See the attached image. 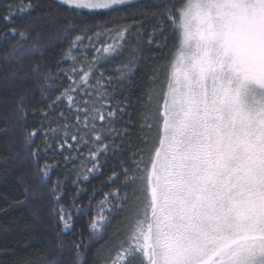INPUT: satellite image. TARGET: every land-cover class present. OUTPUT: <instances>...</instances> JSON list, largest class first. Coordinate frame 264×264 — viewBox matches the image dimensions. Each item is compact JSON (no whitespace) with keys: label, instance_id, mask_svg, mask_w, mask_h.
Instances as JSON below:
<instances>
[{"label":"snow or ice","instance_id":"1","mask_svg":"<svg viewBox=\"0 0 264 264\" xmlns=\"http://www.w3.org/2000/svg\"><path fill=\"white\" fill-rule=\"evenodd\" d=\"M56 2L74 15L124 14L136 6L134 0ZM153 3L159 11L154 8L152 16L166 20L167 29L158 23L146 42L168 48V58L159 91L151 87L160 83L158 70L148 77L151 86L143 90L138 124L123 121L127 104H111L116 87L133 78L136 61L116 67L115 78L101 70L102 61L123 54L129 38L137 43L132 52L141 51L142 24L134 20L104 34L95 32L97 40L107 35L110 41L99 47L92 37L75 36L64 53V59L73 61L66 74L69 85L49 105L54 110L55 104L66 102L74 124L61 112L64 123L49 125L45 135L59 138L60 150L87 147L86 160L92 164L84 169L88 174L99 170L100 157L109 152L128 157L118 159L107 177L120 187L105 194L100 211L89 221L92 235L101 236L102 227L111 223L105 211L121 216L118 235L123 238L107 256L97 254L101 264H264V0ZM38 7L32 0H18L7 6L3 18L11 22L16 12L30 13ZM50 19L51 13L30 17L23 29L13 27L4 34L3 39L10 33L18 37L3 53V59L15 65L5 78L6 89L40 73V64L26 67L25 61L43 54L45 41L38 25ZM61 31L67 32V27ZM166 31L172 36L171 46ZM85 39L96 55L89 59L84 52L77 60L72 53L83 52L78 46ZM16 107L24 111L23 98ZM117 122L122 127L117 128ZM135 127L138 133L131 131ZM154 128L155 143L150 136ZM35 135L33 130L26 140ZM133 135L143 148L128 139ZM50 167L40 170L43 178ZM54 199L59 203L61 196ZM57 215L63 231L70 230L71 215L63 207ZM82 246L74 244V258H57L50 264H88Z\"/></svg>","mask_w":264,"mask_h":264},{"label":"trees","instance_id":"2","mask_svg":"<svg viewBox=\"0 0 264 264\" xmlns=\"http://www.w3.org/2000/svg\"><path fill=\"white\" fill-rule=\"evenodd\" d=\"M32 2L40 7L30 13L16 12L12 21L8 22L3 18L7 14V6L18 3V0H0V264H50L57 258L72 259L75 256L74 244L83 245L80 251L88 264H101L97 254L107 256L114 251L117 240L123 238L122 234L118 235V229L123 227L119 223L121 216H110L105 211L104 214L109 216L111 223L102 227L101 236L92 235L89 221L100 211L99 205L105 194L120 187L119 183H109L107 177L112 174V168L117 166L118 159L127 160L128 157L119 154L113 156L109 152L100 157L98 171L86 173L84 169L92 167L86 160L87 147L81 145L78 151H69L67 148L60 150L57 144L62 141L45 135L49 125L55 128L64 123L59 119L61 112L69 123L74 124L73 112L68 110L66 102L55 104L54 110H50L49 105L69 85L66 74L73 66V61L64 59V53L72 46L75 36L92 37V44L99 47L110 41L107 35H101L97 40L95 32L104 34L108 28L131 24L135 20L142 24L139 31L144 34L140 37L141 51L135 54L132 52L137 43L129 38L124 45L123 54L110 62L102 61L101 70L105 75L115 78L116 67L127 63L129 59L136 61L133 78L116 87L111 104H127L123 121L138 124L142 112L143 90L151 86L148 77L154 69L158 70L160 83L151 87L159 91L163 87L168 58V48L157 47L156 43L149 46L146 41L148 34L157 28L158 23H163L167 29V21L152 16L154 8L159 11L153 0H135L136 6L129 8L124 14L81 15L70 13L57 4L56 0ZM45 13H51V19L41 20L38 25L45 41V47L41 50L43 54L34 55L25 61L26 67H30L32 63L40 64V73L22 84L17 83L13 88L6 89L5 78L15 65L14 62H6L3 53L16 43L18 37L10 33L7 39H3L4 34L9 33L13 27L23 29L30 17L35 19ZM100 24L105 27H97ZM65 27L67 32L61 31ZM166 35L169 36L168 45L171 46L172 36L167 31ZM153 39L158 43L162 42L158 37ZM78 48L83 52L74 50L72 53L77 60L84 52L89 59L96 55L87 39ZM46 76L49 77L47 81ZM111 91L109 89L110 94ZM20 98H23V112L16 107ZM116 127L120 128L122 124L117 122ZM33 130L36 135L30 141L26 140ZM131 131L138 133L139 128L135 127ZM156 135L154 128L150 134L153 143ZM128 139L133 145L144 147L136 135ZM69 143L75 148V142L69 140ZM116 143H121V140L117 138ZM34 151L37 153L35 157L32 155ZM45 165L51 166L46 179L40 171ZM85 175L88 176L87 179H84ZM120 190L122 193L126 191L123 188ZM58 194L61 196L59 203L54 199ZM59 207H63L71 215L72 227L68 231H63V225L58 219ZM59 241H63V244H59Z\"/></svg>","mask_w":264,"mask_h":264},{"label":"rangeland","instance_id":"3","mask_svg":"<svg viewBox=\"0 0 264 264\" xmlns=\"http://www.w3.org/2000/svg\"><path fill=\"white\" fill-rule=\"evenodd\" d=\"M135 1V0H134Z\"/></svg>","mask_w":264,"mask_h":264}]
</instances>
